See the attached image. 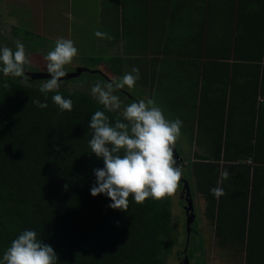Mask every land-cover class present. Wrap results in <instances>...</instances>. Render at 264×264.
Listing matches in <instances>:
<instances>
[{
    "label": "trees",
    "instance_id": "trees-1",
    "mask_svg": "<svg viewBox=\"0 0 264 264\" xmlns=\"http://www.w3.org/2000/svg\"><path fill=\"white\" fill-rule=\"evenodd\" d=\"M128 2L119 0L125 17L129 16L124 18L129 33L125 39L133 50L137 49L134 41L141 38L139 53L152 58H131L127 51L125 56H92L81 61L89 70L106 64L108 71L118 77L139 68L136 93L119 89L120 93L134 102L147 94L143 100L152 98L162 108V102L171 96L164 89V100L158 98V82L166 76L163 67L171 70L177 56L190 57L186 45L192 39L174 34V6L185 7L182 0H169L172 4L163 11L171 14L167 36L162 38L165 34H159L152 23L147 38L143 36L144 18H134L133 5L128 6ZM207 2V13L213 18L220 0ZM251 19L245 23L261 32L255 41L264 50V16ZM14 31L17 36V29ZM206 40L198 39L200 47L206 45ZM249 58L260 59L259 54ZM246 71V87L240 88L234 76L228 96L223 89L214 97L201 99V106L214 118L200 119L198 128L204 133L197 134L196 143L201 150L194 153L193 161L188 160L189 170L181 168L182 178L189 185L193 213L194 200L198 199L205 225L215 233V244L222 254H231L235 263L242 258L247 264H264V71ZM205 73V83L213 80L212 72ZM95 74L106 78L102 72ZM43 80L47 79H33L26 72L23 77L0 73V260L22 231L35 230L38 238L54 248L58 264H166V256L177 246L176 229L171 227V200L148 198L138 204L130 196L129 208L123 212L110 208L112 201L105 194L93 197L90 190L96 180L94 169L104 165L102 159L90 153L92 130L88 123L91 115L105 111L104 107L89 93L59 88L64 98L73 101L72 111H61L51 99L56 93H48L45 101L40 92ZM106 82L111 83L107 78ZM241 96L246 99L248 119L233 114L239 110ZM34 99L48 106L39 108L32 103ZM105 114L113 123L118 117V112ZM164 115L171 118L168 112ZM209 121L212 123L207 124ZM248 159L251 165L245 163ZM225 171L229 173L227 179L222 176ZM218 181L224 197L217 198L210 191ZM179 184L182 192L183 182ZM192 233L199 236L195 229H191L190 237ZM199 243L203 246V241ZM182 249L188 259V253H195L188 243L182 244Z\"/></svg>",
    "mask_w": 264,
    "mask_h": 264
},
{
    "label": "clouds",
    "instance_id": "clouds-1",
    "mask_svg": "<svg viewBox=\"0 0 264 264\" xmlns=\"http://www.w3.org/2000/svg\"><path fill=\"white\" fill-rule=\"evenodd\" d=\"M94 34L98 38L113 39L99 30ZM77 53L74 41L61 37L45 56L50 78L41 85L40 92L45 95V101L48 93H56L51 99L61 111L73 110V101L64 98L59 88L61 78L67 74L65 65L70 64ZM28 63L25 46L19 40L15 41V50L7 46L0 48V73L4 76L23 77ZM139 79V68H133L119 80L106 84L97 82L91 88V96L103 105L105 111L118 112L114 123L105 111H96L88 123L92 130L88 141L90 153L102 159L104 165L94 169L96 180L91 195L105 194L112 201L109 207L123 212L129 208L130 196L139 204L148 198L161 200L174 195L183 175L182 166L177 165L174 158L183 121L167 119L164 110L152 99H141L123 106L120 111L122 101L114 93L126 86L133 88ZM4 87L9 85L4 84ZM32 103L42 109L48 106L38 99ZM178 156L181 159L178 163H182L179 153ZM222 176L227 179L229 173L225 171ZM219 183L210 190L217 198L225 195ZM0 264H58V255L51 245L38 238L35 230H24L11 242Z\"/></svg>",
    "mask_w": 264,
    "mask_h": 264
},
{
    "label": "crops",
    "instance_id": "crops-1",
    "mask_svg": "<svg viewBox=\"0 0 264 264\" xmlns=\"http://www.w3.org/2000/svg\"><path fill=\"white\" fill-rule=\"evenodd\" d=\"M100 1L101 3L104 2V4L100 6L99 15L107 18L108 23L110 21V23L117 25V31L111 34L113 39L109 40L112 46L115 48L124 47V54L129 51L131 58H152L151 55L146 56L139 53L140 45L138 44L142 41L140 40L141 38L133 43L137 45V49L132 50L128 45L125 38L126 33H129L126 31L124 18H129V16L125 17L119 0ZM23 2L24 0H0V6L3 4L4 7L3 15L6 18H21L18 11L14 10V7L19 8ZM43 3H45V0H32L31 2L34 9L39 7V5H43ZM180 3L184 4L185 9H182L181 5L179 7L177 5L174 6L175 18H177L174 34L178 38L184 35V37L192 39L186 45L188 52H190V57L177 56L175 65H172L171 70L165 68V66L163 67L166 76L158 82L161 88L160 93L162 92L161 95L158 93V98L161 102L164 100L163 92L166 89L171 96L169 100L162 102L164 104L162 109L170 114L171 120L179 118L183 121L181 136L177 141L178 144L187 141V143H192L201 150L196 143L197 134H203L204 132L198 128V123L200 119L203 120L207 116L209 120L214 118V115H209L205 107L201 106L203 102V100L201 102V99L214 97L219 90L223 89L226 90V95L228 96L231 90V80L234 76H236L240 88L246 87V81L249 76L246 77L248 68L254 73H262L264 71V50H261L257 45L258 42L255 41L256 38L260 37L261 32L252 30L246 24L249 18L255 20L254 18L257 19L264 16V0H220V3H217V10L214 9L213 18L207 13V0H182ZM187 3H192L193 5L189 6ZM169 4H172L169 3V0H129L128 6L133 5L134 18L140 16L144 18V37L150 38L149 33L152 32V23L159 34H165L162 38L167 36L171 14L167 13L166 10L165 13L163 11ZM11 6L12 9H10ZM18 24L13 26L12 33L15 32L14 29H19L18 26L20 24ZM206 37V45L200 47L198 39L202 41V38ZM194 39L195 41H193ZM259 39L261 40L262 38ZM197 42L198 45L195 47L194 45ZM258 54L260 59L252 60L249 58ZM186 62L189 64H186ZM205 71H210L214 74L213 80H209L207 83H205L204 79L207 75ZM169 72H173V75L169 74ZM221 79H223V82H220ZM204 87L208 90L206 94H204L206 91ZM146 91L148 90L146 89ZM258 100H261V97H258ZM245 103L246 99L241 96L238 103L239 110L233 113L235 117L249 118L248 107ZM210 122L207 124L212 123ZM189 129L192 130L193 134H191V131L189 132ZM175 149L178 152L180 151L176 146ZM181 158L182 163L180 165L184 168L189 164L188 160L193 161L187 157ZM202 223V228L205 230L204 233L207 234L209 239H212L215 233L212 229L206 227L203 219ZM201 231L203 232V229ZM202 237L203 241L206 240L204 235ZM231 262L233 264H247L244 259L237 263L231 259ZM200 264L210 263L204 258Z\"/></svg>",
    "mask_w": 264,
    "mask_h": 264
},
{
    "label": "rangeland",
    "instance_id": "rangeland-1",
    "mask_svg": "<svg viewBox=\"0 0 264 264\" xmlns=\"http://www.w3.org/2000/svg\"><path fill=\"white\" fill-rule=\"evenodd\" d=\"M31 2L32 0H24L19 8L14 7V10L18 11L21 18H6V16L3 15V4L0 6V48L5 46L11 48V46H13L12 49L15 50V45H13L15 41L19 40L22 42L29 60V63L26 64L24 68L26 73H47V61L45 60V56L49 51L54 49L56 40L61 37L74 41V45L78 50L77 56L73 58L72 62L65 65L66 73L73 72L75 68L83 67L85 64L81 59L84 58L92 56L103 57L107 55L125 56L124 47L115 48L108 39L98 38L94 34L98 30L106 32L109 35L117 31V25L110 23V21L108 23L107 18H103L102 15H99L100 6L101 4L103 5L104 2L101 3L100 0H45L43 5H39V7L35 9L32 7ZM10 9H12V6ZM17 24L19 25V30H17L16 36L13 35L12 29L13 26ZM93 70L102 72L110 82L119 80L122 77L110 73L106 64H101ZM106 78L104 80L98 74L83 72L76 78L60 81V88L91 94V88L97 82L107 83ZM44 82H46V80H43L42 83ZM124 89L125 90L121 89V91L130 94L136 93L134 87L129 89L126 86ZM114 94L118 95L122 101V108L120 111L123 110V106L135 101V99L131 100L129 95L125 96L120 93L119 90ZM142 98L146 99L148 97L142 94ZM165 117L171 120L169 116ZM175 146L180 149L179 155L183 158L187 157L193 160L194 153L200 152L196 146L192 143H187V141L181 142V144L177 142ZM187 174L189 180L192 182L190 172ZM181 188L182 186L179 184V188L174 195L165 197L171 200V227L176 229L175 237L177 240V246H175L171 254L167 255L165 258L166 264H174L175 261H177L174 257V252L181 250L182 244L184 243H188L189 250L195 251L194 254L188 253L189 264H200L204 258H206L210 264H233L231 262V259H233L231 254L227 255L225 253V255H223L222 250L215 245V236L213 238L211 236L212 239H209L207 234L204 233L205 230L202 228L203 217L200 213V209H203V207L200 208L201 203H199L198 199L194 200L196 201L194 209L196 219L190 227L193 230L195 229V233L199 232L200 236L194 235V233L191 234V237L190 235L187 236L186 215L184 214L185 202L181 200V198H183L181 195ZM194 197H196V194ZM201 229H203V232ZM202 235H204L206 240L203 241ZM200 241H203V246H199ZM241 260L243 261L242 258Z\"/></svg>",
    "mask_w": 264,
    "mask_h": 264
},
{
    "label": "water",
    "instance_id": "water-1",
    "mask_svg": "<svg viewBox=\"0 0 264 264\" xmlns=\"http://www.w3.org/2000/svg\"><path fill=\"white\" fill-rule=\"evenodd\" d=\"M87 71H89L91 73L99 72V71H95V70H89V68H87V67H78V68H75L73 72L67 73L66 76L61 78L60 81H62L64 79L67 80L70 78H75V77L79 76L80 74H82L83 72H87ZM27 74L30 75L33 79H48V78H50L48 73L30 72ZM174 158L176 159L177 165H178V162H180L181 159L179 158L176 149L174 150ZM181 181L183 182V191L181 192V195L184 194V196L183 195L182 196H183L184 201L186 203L184 206V213L186 215V219H185V221H186V233L188 236L190 231H191L190 226L194 221L195 215L193 213V201H192V198L190 196L189 185H188L187 181L184 180L183 178H181ZM188 262H189V260L187 258H185L183 264H188Z\"/></svg>",
    "mask_w": 264,
    "mask_h": 264
},
{
    "label": "flooded vegetation",
    "instance_id": "flooded-vegetation-1",
    "mask_svg": "<svg viewBox=\"0 0 264 264\" xmlns=\"http://www.w3.org/2000/svg\"><path fill=\"white\" fill-rule=\"evenodd\" d=\"M177 198H178V196H177ZM181 199H183V198H181ZM179 202H180V201H179ZM184 214H185V213H184ZM183 252H184V249L177 250V251L174 252V257H175V259L177 260V261H175L174 264H183L184 259L187 258V256L184 255Z\"/></svg>",
    "mask_w": 264,
    "mask_h": 264
},
{
    "label": "built area",
    "instance_id": "built-area-1",
    "mask_svg": "<svg viewBox=\"0 0 264 264\" xmlns=\"http://www.w3.org/2000/svg\"><path fill=\"white\" fill-rule=\"evenodd\" d=\"M245 163L248 164V165H251L252 161L250 159H248V160L245 161Z\"/></svg>",
    "mask_w": 264,
    "mask_h": 264
}]
</instances>
